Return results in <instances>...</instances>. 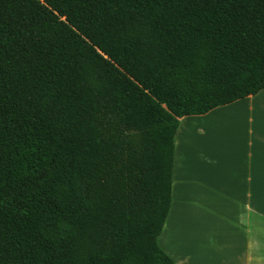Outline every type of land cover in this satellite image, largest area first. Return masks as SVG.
<instances>
[{"label":"trees","instance_id":"16d2710c","mask_svg":"<svg viewBox=\"0 0 264 264\" xmlns=\"http://www.w3.org/2000/svg\"><path fill=\"white\" fill-rule=\"evenodd\" d=\"M264 89V0H0V264H174L180 118Z\"/></svg>","mask_w":264,"mask_h":264},{"label":"crops","instance_id":"0c3cea01","mask_svg":"<svg viewBox=\"0 0 264 264\" xmlns=\"http://www.w3.org/2000/svg\"><path fill=\"white\" fill-rule=\"evenodd\" d=\"M173 212L170 233L181 239L174 243ZM183 213L191 234L179 230ZM158 241L174 264H264V89L180 118L172 203Z\"/></svg>","mask_w":264,"mask_h":264},{"label":"rangeland","instance_id":"374dc122","mask_svg":"<svg viewBox=\"0 0 264 264\" xmlns=\"http://www.w3.org/2000/svg\"><path fill=\"white\" fill-rule=\"evenodd\" d=\"M202 215H204V212H202ZM176 217V215L174 214V212H173V214L171 215V217H170V223H168V225H169V229H168V233L169 234H171L170 233V230H172L171 229V227H174V225H173V222H174V218ZM186 217V218H185ZM184 218V219H183ZM192 217L189 215V213H183V214H180V217H179V223L181 224V226L179 227V230L180 231H182V232H185V233H188V234H191V231L188 229L189 228V223H190V219H191ZM176 219V218H175ZM183 220V221H182ZM185 220V221H184ZM175 229V228H174ZM205 230H207V225L206 224H201V225H199V226H197V232H199V233H204L205 232ZM190 232V233H189ZM168 234V235H169ZM176 233H172L170 236H171V238H172V241H173V243L176 241H181V239H179V237H177V235H175ZM167 235V236H168ZM172 241L170 240V242H169V244H171V245H173V243H172ZM171 249H172V247H170Z\"/></svg>","mask_w":264,"mask_h":264},{"label":"bare ground","instance_id":"6f19581e","mask_svg":"<svg viewBox=\"0 0 264 264\" xmlns=\"http://www.w3.org/2000/svg\"><path fill=\"white\" fill-rule=\"evenodd\" d=\"M172 228V227H171Z\"/></svg>","mask_w":264,"mask_h":264}]
</instances>
